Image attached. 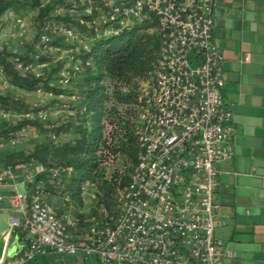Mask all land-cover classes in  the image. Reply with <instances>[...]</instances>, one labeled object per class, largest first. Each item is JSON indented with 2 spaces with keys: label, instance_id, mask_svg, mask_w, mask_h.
<instances>
[{
  "label": "built area",
  "instance_id": "built-area-1",
  "mask_svg": "<svg viewBox=\"0 0 264 264\" xmlns=\"http://www.w3.org/2000/svg\"><path fill=\"white\" fill-rule=\"evenodd\" d=\"M53 1L45 0L44 5ZM215 4V0L56 3L37 48L42 44L52 52L69 53L61 71L60 83L64 85L82 68L76 55L81 48L90 51L95 38L118 35L137 22L155 20L161 51L155 74L138 97L141 111L135 132L140 151L125 190L116 198L115 217L93 222L87 229L71 209L60 214L46 199L39 178L48 171L44 164L19 161L0 165V208L8 205L15 211L10 233L17 228L24 233L23 241L16 237L20 241L18 253L6 256L1 264H25L50 252L82 254L96 264H225L226 258L236 256L217 234L226 224L216 202L218 164L234 155L235 126L223 94V56L214 42ZM67 12L78 13L81 24L95 35L60 23L57 17ZM24 18H19L22 27ZM24 35L22 31L20 36ZM56 35L76 46L69 51L53 44ZM47 65L34 66L16 59L20 71L37 76ZM0 81L5 89L14 87L1 65ZM0 116L16 123L46 120L48 112L39 107L26 111L0 108ZM10 136V145L15 146L39 136V132L25 126L11 131ZM63 170L71 173L70 168ZM49 171L57 177L60 168ZM102 211L108 215L107 209Z\"/></svg>",
  "mask_w": 264,
  "mask_h": 264
},
{
  "label": "trees",
  "instance_id": "trees-1",
  "mask_svg": "<svg viewBox=\"0 0 264 264\" xmlns=\"http://www.w3.org/2000/svg\"><path fill=\"white\" fill-rule=\"evenodd\" d=\"M57 2L59 0L44 5L45 0H0V23L3 24L2 17L9 12L18 18L34 14L35 30L31 43L24 44L22 50L0 48V65L4 68L6 78L14 86L0 91V108L26 111L39 107L48 110V106H32L26 97L17 96L19 92L43 90L55 96L76 95L72 106V111L76 110L75 114L60 120L55 121L48 116L46 120L24 119L15 123L0 116V140L3 146L10 145L11 131L16 132L29 126L39 132V138L33 137L29 146L13 148L1 155L0 165L19 161L44 164L48 171L39 178L43 181L45 193L66 196L64 203L54 206L60 214L71 209L80 219L82 227L87 229L93 222L102 223L115 217L117 197L114 195L118 187L128 184L137 163L140 147L133 129L135 122L130 116L137 114L135 103L140 82L155 74L161 39L155 28V20L137 22L131 30L118 35L95 38L91 42L90 51L81 48L76 54L82 61V68L70 79L69 84L64 85L60 83L64 63L55 62L53 52L48 48L44 49L42 44L40 49L37 48L43 26L50 22ZM80 18L78 13L69 12L57 17L60 23L76 31L95 35L92 29L88 30L87 26L81 24ZM54 38L52 43L64 49L76 46L67 44L62 35ZM17 58L25 64L48 65L42 67V74L37 76L35 73L20 71L16 67ZM89 61L90 65L87 64ZM110 84H113V91ZM71 85H74L72 89L69 88ZM57 99L54 98L52 105L55 106L56 101H59ZM110 103L113 106L110 107ZM119 106L125 108L121 110ZM106 114L108 118L112 117L110 122L114 123L111 130L114 139L110 144L103 124ZM106 148L125 163L124 169L114 171L111 180L104 177L105 170L102 166ZM51 167L60 168L57 177L49 171ZM63 168H70L71 173ZM89 182L97 183V189L95 204L91 213L86 214L81 211V207L84 205L83 188ZM103 208L107 209L108 215L102 211ZM88 215L91 218L87 219ZM12 237H20L23 241L24 233L17 228L11 233Z\"/></svg>",
  "mask_w": 264,
  "mask_h": 264
},
{
  "label": "crops",
  "instance_id": "crops-1",
  "mask_svg": "<svg viewBox=\"0 0 264 264\" xmlns=\"http://www.w3.org/2000/svg\"><path fill=\"white\" fill-rule=\"evenodd\" d=\"M215 2L214 42L235 126L234 155L218 164L216 202L226 224L217 233L236 252L225 264H264V0Z\"/></svg>",
  "mask_w": 264,
  "mask_h": 264
},
{
  "label": "rangeland",
  "instance_id": "rangeland-1",
  "mask_svg": "<svg viewBox=\"0 0 264 264\" xmlns=\"http://www.w3.org/2000/svg\"><path fill=\"white\" fill-rule=\"evenodd\" d=\"M32 15L33 14H29L22 20V22H24L25 24V27H22V25H20L19 18L11 12L7 13L6 15L2 17L3 24H2V27H0V48L7 47L9 49L20 51L23 49L22 46L24 44L31 43L32 41L31 39L35 34L34 28L31 27L30 25V20H31ZM22 31L25 33L24 37L20 36V33ZM68 50L70 51V49ZM68 54H69L68 52L54 51L53 55L55 56V62L58 61L59 63L62 61L64 64H66V59H67ZM157 65H158V61H157ZM157 65H156V69H157ZM151 78L152 76L142 80L140 82L139 87L137 88L138 92H137V99L135 103L137 114L135 115L133 114V117H131L128 114L131 120H134L135 122L133 125L134 132L136 130L135 127H136V124L138 123L139 115L141 111V106H139V103H138V97L141 94L144 86L148 83V81ZM110 85H112L110 88L113 91V84H110ZM73 87L74 85L69 86L70 89H72ZM5 88H6L5 85L2 83V81H0V91L6 90ZM17 96L26 97V99L32 103L31 104L32 106H36V105L48 106V110H47L48 116H50L55 121L66 118L70 115L75 114L76 112V110L72 111L73 110L72 106L74 104L73 100L76 98V95L70 96L68 94H61V95L55 96L53 94H50L49 92L38 90L37 92H33L29 94L19 92ZM54 98H58L57 100H59V101H56L55 106L52 105V101H54ZM111 106H113V103H110V107ZM119 108L122 110L123 108H125V106L124 107L119 106ZM111 118H108V114H106V117L103 122V124H105V134L107 135L106 137L108 139L109 144L114 139L111 135L112 134L111 130L114 128V123L110 122ZM37 137L39 138V136ZM33 139H34L33 137H30L15 146L6 144L5 146L0 147V156L8 152V150H12L13 148L29 146L31 142L33 141ZM104 156L105 158H104V161L102 162V166L104 167V170H105L104 177H106L108 180H111L113 177L114 171L118 168L124 169L125 163L123 164L122 159L119 158L118 155H115L113 152H111L109 148H106L104 150ZM126 185L124 187H118L114 196L117 197L121 192H123L125 190ZM20 189H23V186H21ZM96 189H97V183L89 182L88 184H85L83 188L84 205L81 207L82 212L86 214L91 213V209L95 204L92 196L93 194H95ZM45 196L47 200H50L53 203V205H61L62 203L65 202L67 198L66 196L64 197L59 194L51 195L50 193L49 194L45 193ZM12 215H13L12 209L0 208V231L3 229H10V218ZM86 217H88L87 219L91 218L89 217V215ZM217 232L221 235L224 234V230L222 227H219V229H217ZM220 237L222 238V236ZM11 240L13 241L14 238L12 237L10 239V242ZM232 245L240 249V243L232 242ZM8 257H11V256L8 255ZM91 262L94 264L95 261L94 262L91 261ZM91 262L87 260L86 258H84L82 254L63 255V254H59L55 252H50L46 255L37 256L35 259L30 260L25 264H91ZM96 263L97 262H95V264Z\"/></svg>",
  "mask_w": 264,
  "mask_h": 264
},
{
  "label": "water",
  "instance_id": "water-1",
  "mask_svg": "<svg viewBox=\"0 0 264 264\" xmlns=\"http://www.w3.org/2000/svg\"><path fill=\"white\" fill-rule=\"evenodd\" d=\"M10 229H3L0 231V264L8 255L13 256L20 250V246L16 245L15 239L10 242Z\"/></svg>",
  "mask_w": 264,
  "mask_h": 264
}]
</instances>
